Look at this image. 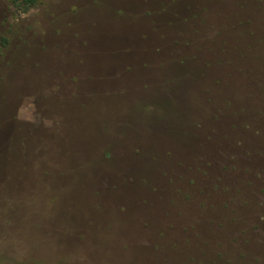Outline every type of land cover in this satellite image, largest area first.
Listing matches in <instances>:
<instances>
[{
    "label": "rangeland",
    "instance_id": "obj_1",
    "mask_svg": "<svg viewBox=\"0 0 264 264\" xmlns=\"http://www.w3.org/2000/svg\"><path fill=\"white\" fill-rule=\"evenodd\" d=\"M20 6L0 0L1 254L264 264V0Z\"/></svg>",
    "mask_w": 264,
    "mask_h": 264
},
{
    "label": "trees",
    "instance_id": "obj_2",
    "mask_svg": "<svg viewBox=\"0 0 264 264\" xmlns=\"http://www.w3.org/2000/svg\"><path fill=\"white\" fill-rule=\"evenodd\" d=\"M39 0H19V3H20V7L23 9V10H27L28 8H30L31 6L35 5ZM205 2L207 3L208 0H205ZM203 11L205 12L204 15L206 14L207 12V4H206V8L204 7L203 10L199 13H197V15H201V13H203ZM195 17H196V14H194ZM204 17V16H203ZM175 49V48H174ZM210 50V49H209ZM150 108H153V104L150 105ZM1 124V123H0ZM1 126V125H0ZM1 157V156H0ZM11 185V184H10ZM12 186V185H11ZM10 188H5V191L1 190L0 192V204H4V206H8V208H11V206H13V204L17 202V198H18V194H17V190L16 188H13L11 187ZM10 189V190H9ZM34 192H30L29 194H33ZM51 194V192H49ZM48 193V195L45 193V196L44 197V200L45 201H50L51 200V197H50V194ZM22 194V193H21ZM25 194V193H24ZM22 194V195H24ZM0 211H3L1 206H0ZM5 213H6V209H5ZM11 214V213H10ZM10 214H6V215H10ZM8 218V217H7ZM4 226L7 227L6 229L2 230L3 232L7 233L8 234L10 231V228H12L14 226V219H10V220H6V224L4 222ZM10 226V228H9ZM6 230V231H5ZM1 232V233H3ZM2 236V235H1ZM4 236V235H3ZM3 238V237H2ZM16 261V262H14ZM41 264V262H39L38 260H35L34 258H32V256L29 255L28 258H26L25 260H9L8 258H5L3 256V254H1L0 252V264Z\"/></svg>",
    "mask_w": 264,
    "mask_h": 264
}]
</instances>
